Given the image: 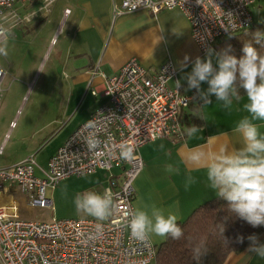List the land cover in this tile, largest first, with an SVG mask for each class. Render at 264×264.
Masks as SVG:
<instances>
[{
  "label": "built area",
  "instance_id": "1",
  "mask_svg": "<svg viewBox=\"0 0 264 264\" xmlns=\"http://www.w3.org/2000/svg\"><path fill=\"white\" fill-rule=\"evenodd\" d=\"M32 0H0V39L6 30L18 23L29 22L36 11L19 14L15 2ZM256 0H121L112 6V16L139 9L157 12L178 9L187 19L191 39L199 51H215V44L250 27L253 22L251 5ZM53 0H41L37 11H47ZM64 15L69 9H64ZM5 70L0 67V83ZM93 74L96 70H93ZM103 77L102 90L107 101L94 110L72 131L45 167L29 154L15 164L0 168V193L10 192L0 204V264H151L157 246L152 241L138 242L121 225L131 210L134 181L142 167L140 148L157 138H183L179 114L191 96L185 95L168 82L176 69L168 60L155 72L140 66L131 58L118 71ZM1 91V88H0ZM97 93L95 89L91 94ZM111 116V117H108ZM97 118L103 124V142L97 156L88 152L81 132L86 121ZM134 148L135 159L119 158V144ZM0 146V152H1ZM120 169V178L113 170ZM96 169L108 172V186L114 196V212L105 221L102 234H97L93 217L65 218L42 221L22 219L16 214V191L24 194L31 207L52 208L51 192L60 180L69 176L91 174ZM38 170L40 173H35Z\"/></svg>",
  "mask_w": 264,
  "mask_h": 264
},
{
  "label": "crops",
  "instance_id": "2",
  "mask_svg": "<svg viewBox=\"0 0 264 264\" xmlns=\"http://www.w3.org/2000/svg\"><path fill=\"white\" fill-rule=\"evenodd\" d=\"M17 2L19 7L15 6ZM17 2L13 8H16L19 14L33 10L36 11L33 18H36L38 13L40 17H54L55 25L49 31L48 38L41 48L51 46L53 41L56 43L59 40V54H63L62 62L69 69V73L68 80L65 81L68 83L57 84L60 87L58 91L55 90L49 96L36 95L25 111L21 110L19 114L15 111L5 122L6 130L0 137L2 153L8 143L6 131L8 130L11 136L14 135L13 144L9 147L12 154L11 163L7 166L15 164L29 154H35L37 164L45 167L48 158L76 129L73 128L63 134L69 116V101L73 98L76 102L78 99L83 101L84 93L97 98L93 105L88 106L87 119L94 110L107 101V97L99 94L103 85L100 73L110 76L131 58H135L140 66L150 72H155L159 65L169 60L176 69V76L169 80L168 85L174 87L175 81L180 80L179 90L191 96L192 100L183 108L181 114L184 136L180 139L157 138L141 146L139 156L142 159V169L133 180L135 193L132 207L134 209L141 201L155 203L165 209L171 207L176 211L178 221H182L200 203L217 197L208 186L206 166L203 163L197 165L188 161L187 156L192 150L200 148L210 159L222 147L232 150L242 146L241 137L235 134L233 129L238 120L247 115L243 111L246 96L242 95V100L238 104L234 103L232 111L229 112L223 109L212 95L211 104L202 110L206 120L193 115L203 102L195 89H188L184 77L191 71L195 58L203 59L205 54L199 51L191 39L189 23L178 9H161L157 12L139 9L112 16V6L118 5L121 0H53L48 10L40 13L37 10L41 0ZM66 8L69 9V13L64 15L63 11ZM62 19L64 27L58 34L57 24ZM39 23L37 22L35 26ZM22 25L25 26V23L9 27L6 32L8 30L14 32L16 27ZM39 32L40 30L35 29L28 35L36 37ZM213 62L215 65V60ZM93 70H96V73L93 74ZM2 83L1 81L0 88ZM207 87V83L202 82L201 89L207 90ZM92 89L97 93L91 94ZM7 90H11V86ZM257 123L261 124L260 130L264 132V122ZM193 125L202 131L196 137L189 138L185 130ZM160 145L164 147L161 149ZM168 165H172L174 170L169 172ZM120 172L121 170L117 168L113 170V174L118 178ZM35 173L40 172L36 170ZM188 175L195 177L197 183L185 190V179ZM106 187V184L98 188L89 186L88 190L102 192ZM9 196L10 192H2L0 204L4 202L3 198ZM164 240L159 237L151 239L152 244L156 246ZM259 241L264 243V236L260 237ZM246 249L238 254H230L223 264H264V259L247 252Z\"/></svg>",
  "mask_w": 264,
  "mask_h": 264
},
{
  "label": "clouds",
  "instance_id": "3",
  "mask_svg": "<svg viewBox=\"0 0 264 264\" xmlns=\"http://www.w3.org/2000/svg\"><path fill=\"white\" fill-rule=\"evenodd\" d=\"M200 3V0H197ZM3 29H0L2 31ZM11 34V33H10ZM256 44L264 47V33L256 32L253 36ZM229 50L214 53L211 48L206 49L205 58L196 57L192 69L184 79L188 89H195L199 99L203 102L193 115L205 119L203 109L211 104L210 97L214 95L223 109L231 112L234 103L242 100L241 93L246 96L243 103V116L236 123L233 132L242 139V146L229 150L222 147L210 159L200 148L192 150L187 160L206 166V179L208 186L218 198L227 202L228 211L244 220L253 228L264 226V132L261 124L264 122V54L252 43H245L243 55L237 58L229 54ZM7 44H0V56L7 57ZM215 57V65H214ZM188 57H185V61ZM202 82H206L207 90L201 89ZM175 88L181 87V81H175ZM111 117V116H108ZM103 124L96 117L86 121L78 135L83 136L89 153L101 155L103 142L100 134ZM202 131L193 125L185 130L189 138H194ZM161 149L163 145L159 146ZM119 158L125 161L135 159L134 148L128 143H120ZM167 170L173 171L168 165ZM197 183L195 177L188 175L185 179V190ZM66 188V186H65ZM73 203L78 214L93 217L97 223V234H102L105 221H109L114 212V196L111 189L105 188L102 192L94 190L77 193ZM125 222L121 225L126 228L130 237L138 242H148L153 237L161 239L172 238L179 240L183 230L178 225V216L172 208L165 209L155 203L138 202L137 206L125 214ZM223 236L224 226L219 224ZM224 238V236H223ZM244 237L238 235L237 243H243ZM249 246L247 252L264 259V243H260L256 234L247 237ZM225 243H228L224 238ZM201 244L194 249L199 257Z\"/></svg>",
  "mask_w": 264,
  "mask_h": 264
},
{
  "label": "rangeland",
  "instance_id": "4",
  "mask_svg": "<svg viewBox=\"0 0 264 264\" xmlns=\"http://www.w3.org/2000/svg\"><path fill=\"white\" fill-rule=\"evenodd\" d=\"M15 6L19 7V3L17 2ZM27 8L31 9V7ZM249 11L253 17V23L264 22V0H256ZM38 14L36 18L26 22L25 26L16 27L14 32L8 30L5 33L6 37L0 39V44H7L8 51L7 57L0 56V66L7 72L1 79L3 83L0 91V137L5 133V122L11 118L15 111L17 114L21 113V110L25 111L36 95L49 96L55 90L58 91L60 87L57 84L65 85L68 83L65 81L68 80L69 69L62 62L63 54H59L60 41L58 40L56 43L53 41L51 46L41 48L48 38L49 31L55 25V19L43 15L40 17L41 15ZM37 22L40 23L35 26ZM63 27L62 19L57 24L58 34L61 33ZM35 29L40 30V34L36 37H30L29 32ZM10 86L11 90H7ZM83 97V101L78 99L76 102L74 98L69 101V116L66 119L63 134L70 132L79 123L87 119L88 106L93 105L97 99L88 93L86 95L84 93ZM5 136L8 143L4 147L3 153L0 152V168L11 163L12 154L9 147L13 144L14 135L11 136L7 130ZM107 180L108 172L100 169H96L91 174L78 177L69 176L60 180L51 192L52 208L31 207L26 203L24 194L16 191L14 194V199H17L15 212L22 219L42 221L51 220V218L91 217L76 212L73 203L74 197L77 193L88 191L89 186L93 188L102 187L105 184L108 186Z\"/></svg>",
  "mask_w": 264,
  "mask_h": 264
},
{
  "label": "trees",
  "instance_id": "5",
  "mask_svg": "<svg viewBox=\"0 0 264 264\" xmlns=\"http://www.w3.org/2000/svg\"><path fill=\"white\" fill-rule=\"evenodd\" d=\"M251 24L246 29L218 40L215 44L216 53L229 50L230 47L229 54L239 58L243 55L244 44L252 43L264 54V47L256 44L253 39L256 32L264 33V22ZM219 224L224 226L223 236L228 243H225L221 235ZM178 225L183 230V236L179 240L169 237L161 242L157 246L155 264H223L230 254H238L249 246V235L256 234L258 238L264 236V226L253 228L230 213L227 202L218 197L200 203L184 220L178 221ZM238 235L245 238L243 243L236 242ZM201 244L202 254L197 257L194 249Z\"/></svg>",
  "mask_w": 264,
  "mask_h": 264
}]
</instances>
